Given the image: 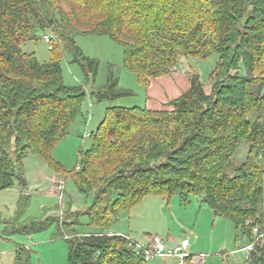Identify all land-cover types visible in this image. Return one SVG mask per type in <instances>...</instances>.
Wrapping results in <instances>:
<instances>
[{
  "label": "trees",
  "instance_id": "obj_1",
  "mask_svg": "<svg viewBox=\"0 0 264 264\" xmlns=\"http://www.w3.org/2000/svg\"><path fill=\"white\" fill-rule=\"evenodd\" d=\"M46 31L57 38L42 62L22 45ZM78 34L122 45L125 68L145 89L185 58H219L209 91L191 69L188 88L163 108L107 107L68 172L52 151L84 115L88 92L65 84L61 57L68 49L92 73L98 65L82 54ZM243 140L248 156L233 165ZM33 153L94 196L85 211L94 231L78 234L73 220L64 222L68 264H150L130 235L111 230L147 196L168 204L175 195L183 203L201 195L214 215L253 240L254 226L264 230V0H0V190L18 185L23 193L24 162ZM58 220L47 216L23 229L36 232ZM247 262L264 264V249L257 246ZM16 264H31L30 248L17 247Z\"/></svg>",
  "mask_w": 264,
  "mask_h": 264
},
{
  "label": "rangeland",
  "instance_id": "obj_2",
  "mask_svg": "<svg viewBox=\"0 0 264 264\" xmlns=\"http://www.w3.org/2000/svg\"><path fill=\"white\" fill-rule=\"evenodd\" d=\"M45 34L57 38L49 31L41 32L37 40H30L22 45L24 52L34 53L42 62L51 58L49 43L44 39ZM74 38L82 54L97 59L98 65L97 71L92 73L88 64L82 66L75 60L81 59V56L68 49L64 50L61 57L65 84L82 85L88 92L83 105L84 115L78 117L70 127L69 134L55 143L52 151L54 158L68 172L77 167L80 149L90 147L89 135L96 129L107 107L146 106L147 100L146 90L138 82L137 74L124 66L122 45L106 35L78 34ZM218 58L217 53L203 60L185 58L179 69L182 72H185L184 69L197 70L209 91V74ZM101 95L104 97L100 98ZM248 150L249 143L243 140L233 156L232 164L238 165L246 160ZM24 166L27 187L23 193L18 185L0 190V264H16V249L20 245L31 249V264H68L69 243L64 222L73 220L71 229L78 234L94 231L95 228L90 225L89 216L85 213L94 196L81 192L72 177L51 169L39 154H29ZM227 171L234 174L231 168H227ZM62 180L65 181L63 189L58 187ZM262 184L264 190V176ZM22 195L24 201L20 203ZM154 199L158 201L157 205L149 206V202L152 203ZM201 199V195L190 196L192 203L200 202ZM205 207L211 211L207 205ZM190 210L189 203L181 202L178 195L168 204L160 197L147 196L139 205L125 211L112 225L111 230L131 234L133 239L139 241H143L145 236L158 235L168 246H174L181 239L187 238L190 241L187 251L191 257L184 261L185 264H194L192 258L199 255L204 257L202 264H248L246 252L241 249L245 242L229 219L220 216L224 224L217 227L213 243L212 220L203 228L199 226L201 235L197 239L189 227ZM260 215L264 223V193L260 201ZM47 216L59 219V225L52 223L36 232L23 229L32 221ZM179 261L174 256H156L149 263L179 264Z\"/></svg>",
  "mask_w": 264,
  "mask_h": 264
},
{
  "label": "crops",
  "instance_id": "obj_3",
  "mask_svg": "<svg viewBox=\"0 0 264 264\" xmlns=\"http://www.w3.org/2000/svg\"><path fill=\"white\" fill-rule=\"evenodd\" d=\"M182 71V69H177L169 74L160 76L155 79H151L149 87L145 89L147 93L146 107L151 109L163 108L164 105L170 99L182 94L189 86V75L187 73L188 69H184L185 72ZM157 202L158 201L154 199L152 200V203L151 201L149 202V206H151L152 204V206L155 207L157 205ZM187 203H189V208L191 207V210L189 212V215L191 214L189 227L192 233L198 239L199 235H201V230L199 229V226L203 228L206 223H210V220H212L211 224L213 229L211 231V240H213L212 242L214 243L216 229L217 227H221L224 224V221L221 219L220 216L214 215L212 211H208L205 207V204H203L201 201L197 203H192V201H189ZM115 231H117L118 233H122L118 230ZM128 235L131 236V234ZM153 236L155 235L145 236L144 238L145 240H148ZM172 239L174 240V238ZM225 242H227V240ZM193 263L196 264L194 261Z\"/></svg>",
  "mask_w": 264,
  "mask_h": 264
},
{
  "label": "built area",
  "instance_id": "obj_4",
  "mask_svg": "<svg viewBox=\"0 0 264 264\" xmlns=\"http://www.w3.org/2000/svg\"><path fill=\"white\" fill-rule=\"evenodd\" d=\"M44 39L46 42L49 43V48H51V42L55 40L56 38H53V36L45 34ZM65 185V181H60V184L58 185L59 188L63 189ZM248 221L247 223H249ZM252 233L254 235V239L251 241H248L246 238H243V241L245 242V245L241 248L246 252L247 258L249 257L250 253L258 246L262 247L264 249V230L261 229L259 226H254L252 228ZM131 243L136 249V252L138 254L143 255L145 260L149 261L153 259L156 256L159 257H167V256H174L178 257L180 259L179 264H185L184 261L187 258H190L191 255H189L187 249L190 245V241L187 238H183L174 246H168L165 241L159 237V236H153L152 238L148 240H135L130 237ZM148 242V243H146ZM203 256H196L193 258V261L196 264H202L203 263Z\"/></svg>",
  "mask_w": 264,
  "mask_h": 264
}]
</instances>
